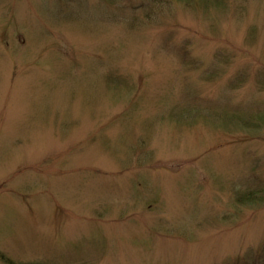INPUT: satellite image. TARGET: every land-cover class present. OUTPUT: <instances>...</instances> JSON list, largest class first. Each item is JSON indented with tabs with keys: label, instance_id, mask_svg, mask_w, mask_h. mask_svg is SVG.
<instances>
[{
	"label": "rangeland",
	"instance_id": "374dc122",
	"mask_svg": "<svg viewBox=\"0 0 264 264\" xmlns=\"http://www.w3.org/2000/svg\"><path fill=\"white\" fill-rule=\"evenodd\" d=\"M231 106H264V0H0V251L264 264V203L233 200L264 128Z\"/></svg>",
	"mask_w": 264,
	"mask_h": 264
},
{
	"label": "trees",
	"instance_id": "16d2710c",
	"mask_svg": "<svg viewBox=\"0 0 264 264\" xmlns=\"http://www.w3.org/2000/svg\"><path fill=\"white\" fill-rule=\"evenodd\" d=\"M177 2H183L187 5H195L198 6L203 4V2H207L209 0H176ZM211 3V2H209ZM236 79L234 80V84ZM240 84L237 83V86ZM197 108L196 106H194ZM236 110L240 109L235 108ZM213 116L219 121L218 125L225 124V122H229V124L235 127L233 131H243L245 130V134L255 135L259 132V129L264 128V106L257 109V111L253 114L244 115L239 111H234L233 106L229 111H220L213 113ZM224 129L223 127H219ZM228 128V127H227ZM230 130V127L228 128ZM233 200L238 205L243 206H253L257 204L264 203V185L254 186L247 188L245 190H237L234 192ZM264 255V253H262ZM0 262L5 264H37V263H20L15 262L10 259L5 253L0 251ZM39 263V262H38Z\"/></svg>",
	"mask_w": 264,
	"mask_h": 264
}]
</instances>
